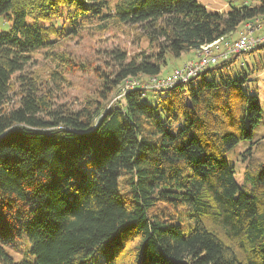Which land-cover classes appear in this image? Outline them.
Segmentation results:
<instances>
[{
  "label": "trees",
  "instance_id": "obj_1",
  "mask_svg": "<svg viewBox=\"0 0 264 264\" xmlns=\"http://www.w3.org/2000/svg\"><path fill=\"white\" fill-rule=\"evenodd\" d=\"M3 15L0 264H264V161L243 153L242 187L228 159L264 114L249 87L263 66L237 61L264 46L110 105L127 80L163 78L168 58L264 22V0L228 13L197 0H0ZM96 23L142 29L152 50L113 51L79 108L58 105L67 80L54 69L79 70L61 44ZM38 52L46 75L26 70Z\"/></svg>",
  "mask_w": 264,
  "mask_h": 264
},
{
  "label": "rangeland",
  "instance_id": "obj_2",
  "mask_svg": "<svg viewBox=\"0 0 264 264\" xmlns=\"http://www.w3.org/2000/svg\"><path fill=\"white\" fill-rule=\"evenodd\" d=\"M198 3L206 7L211 12L228 13L233 7H241L243 5H257L262 0H197ZM9 17L0 16V33L7 31L11 25L8 20ZM261 19V18H260ZM262 23H264L262 21ZM236 39V38H235ZM62 49L64 53L72 58L75 62L74 66L78 67V71L73 74H65L62 72L64 67H56L54 70L63 74L67 81H62L61 87H55L54 100L55 103L66 105L70 108L76 109L81 106L83 99L89 93H92L99 87V80L95 75L94 69L99 67L105 69L108 65H112L113 51L119 50L128 53L129 55L137 54L138 52H150L152 48L147 42L145 33L142 29H135L130 27L112 26L107 29L98 28L97 23L91 28L84 30L81 35L71 38L64 42ZM193 57L191 53H184L179 58H168L167 65L164 66L162 75L166 70L181 68L185 63L190 61ZM248 62V65L264 68V48L258 50L253 55L240 56L237 61L238 65L242 62ZM66 64V63H62ZM85 66V67H84ZM51 64L42 52L37 54L29 60L26 70L34 74L40 73L46 75L50 71ZM84 67V68H83ZM262 68V69H263ZM256 74V78L249 85L251 92L258 95L264 111V69ZM142 84L150 85L149 80L144 79ZM122 98L115 96L110 104L116 105ZM253 143L260 141L261 145L255 146L251 142L240 143L232 152L228 154V159L231 164L235 166L236 180L242 187L248 185L244 181L245 162L243 160V153L253 148V156L259 161H264V114L258 127L254 130ZM27 244L20 240L15 248L7 249V252L16 260L25 257ZM15 249V250H14ZM97 259L90 261L89 264H96Z\"/></svg>",
  "mask_w": 264,
  "mask_h": 264
},
{
  "label": "built area",
  "instance_id": "obj_3",
  "mask_svg": "<svg viewBox=\"0 0 264 264\" xmlns=\"http://www.w3.org/2000/svg\"><path fill=\"white\" fill-rule=\"evenodd\" d=\"M262 46H264V23H262V19L256 18L253 21L244 23L243 29L237 34L236 39L221 38L201 46L196 58L191 59L181 68L174 69L163 78L149 80L151 82L150 85L142 84L141 81L134 79L127 80L120 98L127 91L136 87L162 89L172 87L177 82L185 83L200 72L215 66L221 61L230 60L234 56L249 53Z\"/></svg>",
  "mask_w": 264,
  "mask_h": 264
},
{
  "label": "crops",
  "instance_id": "obj_4",
  "mask_svg": "<svg viewBox=\"0 0 264 264\" xmlns=\"http://www.w3.org/2000/svg\"><path fill=\"white\" fill-rule=\"evenodd\" d=\"M236 37H237V35L233 36L231 39H235ZM190 53L193 54V57H191L190 59L196 58V56H195L196 52L191 51Z\"/></svg>",
  "mask_w": 264,
  "mask_h": 264
}]
</instances>
